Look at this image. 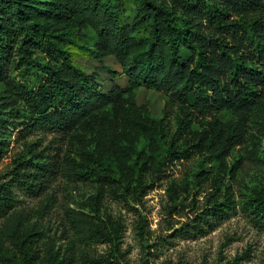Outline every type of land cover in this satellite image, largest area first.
Returning a JSON list of instances; mask_svg holds the SVG:
<instances>
[{"label": "trees", "instance_id": "1", "mask_svg": "<svg viewBox=\"0 0 264 264\" xmlns=\"http://www.w3.org/2000/svg\"><path fill=\"white\" fill-rule=\"evenodd\" d=\"M82 58L100 65L107 80ZM141 90L165 96L160 114L138 102ZM18 130L22 148L0 176V220L17 206L18 191L43 189L50 168H64L93 193L70 212L77 241L65 246L44 243L30 217L11 215L0 229V264H79L77 242L109 247L82 256L84 264H124L125 225L106 212V201L139 211L181 161L198 163L194 183L208 190V202L175 234L206 233L236 211L226 177L234 179L247 159L260 162L264 0H0V160ZM34 135L40 140H27ZM46 136L52 140L44 146ZM179 188L189 193L190 181L170 187L174 204ZM243 211L264 226L263 183ZM146 224L139 214L142 239Z\"/></svg>", "mask_w": 264, "mask_h": 264}, {"label": "rangeland", "instance_id": "2", "mask_svg": "<svg viewBox=\"0 0 264 264\" xmlns=\"http://www.w3.org/2000/svg\"><path fill=\"white\" fill-rule=\"evenodd\" d=\"M80 63L90 70L100 71L102 77L107 80L106 71L95 61L82 58ZM106 64L114 70H121L114 58H106ZM123 79H119V83H123ZM30 82H33L32 78ZM105 85H108V81ZM138 102L144 104L150 102L152 111L160 114L165 96L141 90ZM19 136L18 130L12 131L8 137L9 152L0 160V176L8 172L15 153L22 148L23 141ZM27 140L40 139L34 135ZM51 140V136H46L42 138V143L46 146ZM261 144L258 153L260 162L247 159L243 169L237 172L234 179L226 177V184L231 185L228 195L236 205V211L215 227L211 229L207 227L206 233L202 235L175 234L185 223L192 224L195 216L207 206L208 190L202 191V188L199 189L194 183V175L199 169L195 160L176 162L156 183L155 188L149 191L142 205L135 206L139 211L111 198L106 201L104 208L106 212L122 219L125 225L121 245L125 256L124 264H144L146 261L148 264H211L220 257L231 259L242 254L248 255L242 264H264V226L257 225L252 217L243 211V206L248 202L254 186L259 182L264 185V140ZM49 150L54 152L53 149ZM233 161L232 158L227 160L229 169ZM50 170L42 190H37L33 195L17 192L19 200L17 206L7 218L0 220V229L13 215L24 216L25 219L30 217L28 226L36 225L46 233L42 241L55 243L59 247L77 241L75 229L69 222L70 212L80 211L84 200L93 191L75 183L62 167ZM185 179L190 181L189 193L182 194V189H177L178 194L182 195L174 204L169 189L174 183L183 184ZM220 201L224 202L225 196H221ZM139 214L147 221L145 231L149 236L144 239L137 228ZM77 244L80 246L77 256H81L79 264H84L82 256L99 257L109 248L103 244L87 245L80 242Z\"/></svg>", "mask_w": 264, "mask_h": 264}]
</instances>
